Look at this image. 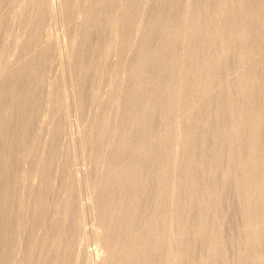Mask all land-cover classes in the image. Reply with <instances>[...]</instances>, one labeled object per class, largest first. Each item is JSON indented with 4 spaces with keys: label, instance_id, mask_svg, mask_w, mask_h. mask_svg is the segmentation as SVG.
<instances>
[{
    "label": "bare ground",
    "instance_id": "obj_1",
    "mask_svg": "<svg viewBox=\"0 0 264 264\" xmlns=\"http://www.w3.org/2000/svg\"><path fill=\"white\" fill-rule=\"evenodd\" d=\"M62 1L61 16L64 21V17L69 18L71 0ZM30 2L36 17L29 12L30 7H27V14L23 12L26 16L29 13L30 16L34 15L31 16L34 20L31 25L28 24L30 33H25L29 37L27 35L25 42L22 40L24 43L20 41L22 46L18 43L23 51L26 50L24 47H30L28 53L31 52V55L26 54L30 57L29 61L22 59L23 56L20 61L27 63H21L24 65L22 69L19 67L17 73L12 72L11 75L8 72V76L2 75L0 79V264H8L12 256L8 257V254L15 246L14 241L17 242L16 234H19H15L14 240L13 230L18 231L17 224L25 216V211L21 212L23 206L32 212L25 216L29 220L24 217L25 221H22L28 223L32 218L33 229L38 228L41 233L39 235V230L36 232L39 237L35 235L37 238L32 239L33 243L27 240V243H31L29 252L36 247L34 252L38 253L32 251L34 255L31 253L30 256H37L33 257L35 262L28 259L30 264H93V261L96 264H264V0H90L94 6L90 8L96 9L87 13V6L88 11H82L84 17L79 19L81 41L73 44V47L78 46L75 48L77 51L74 53L73 50V54L70 52L64 60L69 72L70 90H67L68 94L66 90L62 91L63 84L57 78L60 83H55V88L49 90L50 97L46 100L49 102L48 110H52V117L59 115L60 110L69 116L74 109L85 115L89 100L95 102L93 105L97 108L96 104L102 101L104 81L109 76L105 75L113 69L110 67L111 70L107 72L106 67L112 66V62L116 65L113 76L122 74L120 78L124 77V85L115 94V84L112 82L113 86H110L113 91L107 93L117 105L116 114L115 107L108 110L115 119L112 126L108 123L110 127L106 128L109 117L100 113L97 131L96 126L92 125L95 122L86 123V126L94 127L97 136L88 130V133H82L84 126L75 137L74 149L80 151L89 147L88 140H92L91 136L94 135L92 142L97 144L98 149L90 158L96 161L95 164L99 163L102 151L105 155L102 156L105 159L102 161L104 167L100 163L98 166L103 169H92V161L91 170L81 169L80 175V172L77 173V160L73 158L72 163L67 162L71 165L67 166V170L62 168L68 171V189L65 187L67 190L64 191L63 188V193L62 186L59 194L58 189L57 192L53 188L62 197L53 202L49 201V197L47 200V190L55 186V176L58 181L65 179L62 177L65 174L58 176V171H63L58 169L62 163L54 168L58 165H55L54 159L58 155L56 148L60 145L57 133L65 129L62 127L59 131L65 120L60 126L59 123L65 117L57 116L59 121L56 118L51 120L57 121L56 126L53 124L51 127L59 131H54L58 136L54 135L53 140L50 137L52 141L49 147L46 145L48 151L44 150L47 154L44 157L42 153L39 155L43 158L36 157L37 162H33L36 160L34 158L31 162L38 166L33 167L36 170L34 174L37 172L38 179L40 177L37 186L29 174V167L34 164L28 163L30 159L27 158L35 153L29 154L30 145L43 137L41 131L47 127L43 123H50V120L43 121L50 116L45 117V113L42 114L44 116L40 115L43 112L40 110L38 114L43 117L40 121L42 124L36 123L41 126H29L33 118L32 103L45 84L46 70L50 71L48 68L53 67L51 64H58L57 57L61 53L58 51L57 54L59 37H55V34L54 37L48 36L51 33L45 30L48 18L56 17L58 12L49 13L55 8L51 0ZM24 4L23 11L26 9ZM81 5L82 8L86 6ZM24 14L22 18L26 17ZM24 19V24L28 20L30 23V19ZM54 20L49 22L53 23ZM68 24L64 25L67 27ZM73 24L71 28H74ZM4 26L3 29L6 28ZM107 26L118 28V35L113 36V31L108 36L106 34L108 38L110 35L114 38L118 36L116 40L120 41L119 48L115 49L116 54L113 53L117 55L115 62L114 56L111 57V47L118 42L110 37L116 43L109 49L108 38L103 37L107 30H111ZM66 31L68 33V27ZM70 31L67 36H70ZM94 31H97L96 36L93 35ZM68 42L75 41L72 39ZM64 49L69 50V47L65 46ZM4 53H7L5 49ZM99 72L105 78L101 76L99 79L104 80L96 84L95 78L96 75L99 77ZM65 74H60V77ZM24 77H27L26 83ZM104 91L106 93V89ZM39 97L43 100V97ZM104 97H107L106 94ZM41 103L39 105L44 109L46 103ZM90 111L88 109V114ZM91 114L88 116L91 117ZM89 117L83 118L84 124L85 118ZM13 121L14 126L17 123L20 128L23 127L22 134L17 126L10 129ZM30 130L32 133H29ZM16 131L23 146L19 145ZM92 148L96 149L94 146ZM9 154L15 156V162L8 159ZM25 158L29 166L22 165ZM64 163L67 164L66 161ZM60 177L61 180L58 179ZM31 187L36 188L32 190L34 193L30 191ZM51 192L55 198V192ZM171 218L174 219L173 223ZM88 220L94 222L90 227L87 226ZM23 222L19 228L24 227H21ZM15 223L16 226L13 225ZM12 225L15 227L13 230ZM25 230L21 231L28 234L31 228L27 232ZM19 236L21 238L22 234ZM88 236L99 243V248L90 250L86 247ZM21 244L23 246V242ZM171 247L176 248V252ZM23 249L26 252L28 248ZM23 254L29 257V253ZM20 260H17L20 264L25 263Z\"/></svg>",
    "mask_w": 264,
    "mask_h": 264
},
{
    "label": "rangeland",
    "instance_id": "obj_2",
    "mask_svg": "<svg viewBox=\"0 0 264 264\" xmlns=\"http://www.w3.org/2000/svg\"><path fill=\"white\" fill-rule=\"evenodd\" d=\"M2 1H4V3H3ZM9 1H10V0H9ZM9 1H7V0H6V1H5V0H0V21H1V20L3 21L4 18H6V16L8 17V18H6L7 20H4L5 22H7L8 25H7L4 21H3L4 23L0 22V25H1V23L3 24L2 27L0 28V47L2 48V46H3V49L0 48V50H2L3 53H4V49H5V52H7L6 54H8V59H7V55H6L5 53L2 54V51H0V52H1L0 55H2V56H3V55H6V57H5V56H4V57L0 56V79H1V80H2V78H3L4 75L8 76V75H7L8 72H10L11 75H12L13 73H14V74L17 73V72L19 71L18 69H20L21 66H24V65L29 61V58H30V57H29L28 55H26V54H29V53H28V52H29L28 49L30 50V47H24L26 50L24 49L25 51H23V49H22L23 47L21 48V46H22V44L25 42V40L29 37L28 34L30 33L29 31H30V29H31V27H30L29 25H31V23H33V20H34L31 16H34V15H35L34 18L36 17L35 10H33V9H32V6L29 5V3L32 4V2H30V0H28V1H29V2H28V5H29V6L27 5V0H22V1H21V0H20V1H19V0H18V1H17V0H11V2H9ZM12 1H14V2H12ZM24 1H25V2H24ZM51 1L53 2V4H54L53 7H55V8H52L53 10H49V13L52 12L53 14H56V13L58 12L55 16L57 17V19H58L59 22L56 20V17H54V16H50V14L48 13V17L50 16V18H48V19H49V20H48V23H49V24L47 23V25H46V27H45V30L47 31V33H48V31H49V33H51V34L48 35V36H51V35H52V37H54V34H55V37H59V38H58V41L60 40V42H59L60 45H62L65 41H66L69 45H67V43L65 42V43L62 45V46H64V47H62V46H60V45H59L60 47H59V46L57 47V54H58V51H59V52L61 51V53H59L60 55L58 54L59 57H57L58 60H59L60 62L57 60L58 64H56V65L51 64V65H53V67L48 68V69H50V71L46 70V71H47V74H48V75H47V74L45 73V84H46V85L44 84V85H43L44 88L42 87V88L38 91V96H35V97H37V98H35L34 101H33V103L35 102V104L33 105V103H32V108H31V109H32V112H33V113H32V117H33V118H31V122H30L29 126L31 125V126H33L34 128H35V126H38V125L41 126L42 123H41L40 121L43 120V117H42V116H44V115H45V117H46V116H47V117L50 116L51 119H50V117H49L48 119H44L43 121L48 122V120H50L49 122L52 123V124L49 123V125H48V124L43 123V126H45V125H47V127L49 126L48 128L45 127V129L41 131V136H43V137H41V138L43 139V141H42V139L40 138L41 140L38 139L37 141H35V142H39V141L41 142V143H37L38 146H37V144H36L35 142H34V144H31V145H30L31 148L29 147V150H31V151H29V152H30L29 154H32L31 152H35V153L32 154L29 158L26 157L27 159H30V161L27 160V159L25 158V159L23 160L24 163H23L22 165H24V166H25V165H28V163H29V162L31 163L34 159H36V160L33 161V162L36 163L37 160H38L36 157H40L39 155H41V153L44 154V155H41V156L44 157L45 154H47L46 151H44V150H47V151H48L47 146L50 145L49 143L53 140V138H54L57 134H59L60 137H57V138H58V140H60V141H59L60 145H59L58 149L56 148V150H57V152H58V155H57V158L54 159L55 165H57V164H58V165H57V166H54V168H57V167L59 166V164L62 163V164L60 165V166H62V167H59L58 169L60 170V168H61V169L63 168L64 170H67V169H66V168H68L67 166L70 165V164H68V163H69V162L72 163V162L74 161V159H75V161L77 160L76 163L78 164L77 166H79V170H80V171L78 170L77 173L80 172L79 174L82 175L81 169L91 170L90 168H91L92 166H93L92 169H94L95 167H97L98 169H101V167H99L100 164H101V166L104 167V163H102V161L104 162L105 159H103L104 157H102V156H105V155L102 154V151H101V153H100L101 156L99 155V157H100L101 159H103V160H101V159L99 158V163H100V164H99V163H96V164H95L96 161H94V159L92 160V158H90L91 156L94 157L95 154H94V155H92V154H93V152L96 153V152H97V149H98V147L95 146L96 143L94 144V142H92V141H93V136H94V135H95V136L98 135V132H95V130L97 131V125H98V121H99V120H97V119H98V117H99L101 114L104 113V116H105V114H106L105 117H107V118L109 117V118H108L109 120L106 121V122H107V123H106V126L108 125V123L111 124V126H112L113 122H115V121H114L115 119H113V116H111L112 114H110V111H108V110H111L112 108L114 109V107H115L114 111H115V114H116V108H117V105H114V103L116 104V102H114L113 100L111 101V100H110V96H108L107 93H108V92H109V93H112V91H113V90L111 91L112 86H113L112 82L115 84L114 87H113V88L115 89V90H114L115 94H116L117 92H120V90L122 89L121 87H123V85H124V83H123L124 80L122 79V78H124V77L120 78L121 76H123L122 74H118V76H117V74H115V76H117L118 78L115 77V76H113L114 73H115L114 70H115V66H116V65H114L115 63L113 64V62H112V66L110 65V66H107L106 68H108V69H107V72H108L109 70H111L110 67H113L112 70H113L114 72L111 70V71L113 72V74H112V72L109 71V72L111 73V75H112V76H111L110 73L106 74L107 72L105 71V72H106V73H105L106 75L104 74L105 77H106L107 75H109L111 80L109 79V76H107L108 79H107V77H106V80L104 81V86H105V89H106V93H105V91H104V90H105V89H104V86L102 85V86H103V89H102V92H101V93H102L103 97H102V95L100 94V95H101V100H102L101 103H103L102 105H104L106 101H107L108 103L106 102V105H104V106H102L101 103H100V104H96V107L98 106V107H101V108H98V107H97V108H94L95 105H93V104H94L95 102L92 103L91 100H89L90 102H88V104H87V106H86V109H85V110L87 111V113H86V111H85V113H86L87 115H86V114L84 115V112L81 113V112H79V110L77 111V109H74V110H73L74 112L72 111V113H70L69 116H68V115H66V112L63 113V111L60 110V111H61V112H60L61 114L59 113V115H57L58 117H57V116H56V117H57V118H60V117H61V118H64V117H65L66 119H65V118H64V119H61V121H60V123H59V126H60V124H61V122H62L63 120H65V124H66V125L63 123V122H64V121H63L62 124H61V127H59V131L61 130L62 127L65 128V129L61 130L60 133H57V132H59V131L56 132V131H55L56 128L53 129L54 127H53V126L51 127V125H53V124H54V126H56V123H57V121H59V119H57L55 116L52 117V116H51V115H53V114H52V110H51V109L48 110V108H50V107H49V102L47 103V101H48V99H49V97H50V95H49V90H52L51 88H53V89L55 88V86H56V85H54L55 83H56V84H59V83H60V81H57V78H58V80L61 79V84H63V85L66 86V87H65V86L61 85V86L64 88V89H63V88L60 86L61 90L63 89L62 91H64V92H65V90H66V92H67V90H68V92H69V90H70L69 72H68V70H67V68H66L65 61H66L67 57L69 56L70 52H72V51L74 50V53H75V52L77 51L76 49L78 48V46L76 45V46L73 47V44H77V42L79 43V41H81V37H82V36H80V35H82V33H81V32L79 33V29H81V28H80V25H79V24H80V20H79V19H80V18L83 19L82 17H84V16H83L84 14H82V11L86 12V11H88V9H89V11H88L87 13H92V12H94V10L96 9V8H90V7H94V6H93V3H91L90 0L88 1L89 3L87 2V0H81V1H84V2H79L80 0H77V1H76V0H73L74 3H73L72 0H71V4H72V3H73V4H72V5L69 4V7H68V10H69V8H70V11H69V18L66 19V18L64 17V21H63V20H62L63 17L61 16V11H62L61 6H62V4H63V1H62V0H51ZM85 1H86V2H85ZM58 2H59V3H58ZM61 2H62V3H61ZM75 2H76V3H75ZM78 2H79V3H78ZM120 2H121V1H120ZM24 3H26V4H24ZM81 3H82L83 5H84V4L86 5L87 3H88V4L82 8ZM90 3H91L92 5H91ZM11 4H12L13 6H12ZM23 4H24V6H26L25 11L22 10V9L25 8V7H23ZM89 5H90V6H89ZM119 5H122V4L120 3ZM70 6H71V7H70ZM87 6H88L89 8H88ZM27 7H30V8H31V9H30L31 11H30L29 8H27ZM62 7H63V6H62ZM72 7H74V9H73ZM76 7H77V8H76ZM86 7H87L88 9H87ZM60 8H61V10H60ZM11 9H12V10H11ZM54 9H55V11H56V10H57V11L55 12ZM83 9H84V10H83ZM86 9H87V10H86ZM26 10H27V12H26ZM28 10H29V12H31V14L34 13V15H31V16H30V13L27 15L28 17L30 16V17L32 18V20H31V18H28V17L26 16V14L28 13ZM71 11H72V12H71ZM73 11H75V13H74ZM21 12H22V14H21ZM23 12L26 13V14H24ZM32 12H33V13H32ZM54 12H55V13H54ZM3 13H4V14H3ZM19 13H20V14H19ZM73 13L76 14V15H74ZM23 14H24L26 17H23V18H22ZM53 14H52V15H53ZM79 14H80V15H79ZM2 15H4V16L2 17ZM20 15H21V17H19V18H21V19L18 18V16H20ZM57 15H58V16H57ZM71 16H75V17H71ZM60 17H62V18H61L62 24L60 23L61 21L59 20ZM2 18H3V19H2ZM24 18H26V19H24ZM51 18H52L53 20H54V18H55V20H54L53 23H52V22H49L50 20H52ZM70 18H71L73 21H72V20L69 21ZM23 19L26 20V21H27V19H30V23H29V20H28V21L24 24L25 21H23ZM20 20H22V21L20 22ZM77 20H78L79 22H78ZM31 21H32V22H31ZM55 21H57V22L55 23ZM66 21H68V22H66ZM76 21H77V22H76ZM69 22H71L72 24H73V22H74V24H73V27H74V28H75V25L78 23V25H79V26L77 25V28H78V29L76 28V29L74 30V28H71L72 26L70 27V25H72V24H70ZM75 22H76V23H75ZM54 23H55V24H54ZM68 23H69V24H68ZM5 24H6V25H5ZM23 24H24V25H23ZM28 24H29V25H28ZM51 24H52V25H51ZM64 24H66V25L68 24V26H67V27H68V33H67V31H66V30H67V27H66ZM4 25H5V26H4ZM22 25H23V26H22ZM26 25H28V27L25 28ZM57 25H58V26H57ZM62 25H64V26H62ZM3 26L6 27V28H4V29H6V30L3 29ZM29 27H30V28H29ZM65 27H66V28H65ZM69 27H70V28H69ZM112 27H114V26H111V27L107 26V28H108V29H111V30L108 31L107 28H106L107 32H109V33H107V32L105 33V32H104V33H105V36H103V37H105L106 40H107V38H108L107 36H108L110 33H112V31H113V33H112L113 36H114V35H118V33L116 32V30H117L118 28H117V27L112 28ZM50 28H51V29H50ZM56 28H57V29H56ZM82 28H83V26H82ZM115 28H116V29H115ZM23 29H24V31H25V29H26V31H25V32L22 31ZM63 29H64V30H63ZM65 29H66V30H65ZM70 29H72V30L70 31ZM28 30H29V31H28ZM52 30H53V31H52ZM76 30H77V31H76ZM82 30H83V29H82ZM82 30H81V31H82ZM51 31L53 32V34H52ZM69 31L71 32V34H70L71 38L75 41L74 43H71V42L69 43V42H68V41H71V40H72V39L70 38L69 35L67 36V34H69ZM75 31H76V32H75ZM27 32H28V34H25V33H27ZM77 32H78L79 34H77ZM94 32H95V33H94ZM94 32H93V33H94L93 35L96 36V35H97V33H96L97 31H94ZM115 32H116V34H115ZM21 33H22V34H21ZM65 33H66V34H65ZM73 33L76 34V36L78 35L80 38H78V37H77V38L80 39V40H78V39L76 38V36H75ZM106 34H107V36H106ZM18 35H19V36L21 35L22 37L20 36V37H21V38H20ZM24 35H25V37H24ZM27 35H28V37H27ZM64 35H65V38H63ZM112 35H110L109 38H108V41H109V42H110V40H111V42H110L111 44L107 41L109 49H110L111 45H113L114 43H116V42L113 43L112 39L116 40V39L118 38V36L114 38V37H112ZM74 36H75V37H74ZM110 37H112V39H110ZM24 38H25V39H24ZM66 38H67V39H66ZM75 38H76V40H75ZM70 39H71V40H70ZM22 40H24V42H23ZM20 41L23 42V43H20ZM63 41H64V42H63ZM116 41L118 42L117 44H114V45H116V46H112V47H111V53H112V54H111V57L114 56L113 53H115V49L117 50V49L119 48V46H120V41H118V40H116ZM18 43H19L21 46L18 47V45H19ZM61 43H62V44H61ZM70 44H71V45H70ZM118 44H119V46H118ZM7 46H8V47H7ZM65 46H68V47H69V50H68V49H64ZM5 47H6V48H5ZM108 47L106 46L105 48L108 49ZM114 47H116V48H114ZM9 48H10V49H9ZM72 48H73V49H72ZM75 48H76V49H75ZM112 48H113V49H112ZM8 49H9V51H10L11 53L8 52ZM6 50H7V51H6ZM66 50H67V52H66ZM70 50H71V51H70ZM75 50H76V51H75ZM62 51H64V53H65V52H66V53L69 52V53H68V54H66V53L64 54V53H62ZM109 51H110V50H109ZM113 51H114V52H113ZM23 52H25V55H24ZM26 52H27V53H26ZM9 53H10V54H9ZM61 54H62V56H61ZM72 54H73V52H72ZM72 54H71V55H72ZM115 54H116V53H115ZM29 55H31V52H30ZM64 55H66V56H64ZM20 56H21V57H20ZM23 56H24V57H23ZM27 56H28V57H27ZM60 56H61V59L63 60V62H62L63 64L61 63L62 60H60ZM63 56H64V58H63ZM19 57H20V58H19ZM22 57H23V58H22ZM116 57H117V55H115V56L113 57L114 60L112 59L114 62H115V60L117 61V58H116ZM14 58H15V59H14ZM21 58H22V59L26 58L27 62H24L25 60L20 61ZM22 59H21V60H22ZM16 60H17V61H16ZM64 60H65V61H64ZM112 60H111V61H112ZM18 61H19V62H18ZM11 62H12V63L15 62V64H12ZM16 62H18L19 65H18V63H16ZM57 62H56V63H57ZM21 63H23L24 65H22ZM11 64H12V65H11ZM16 64H17L18 67L16 66ZM61 64L65 67V68L63 67L64 69L62 68V65H61ZM14 65H15L17 68H16ZM60 65H61V66H60ZM13 66H14V67H13ZM55 66H57V67H56L57 70H56ZM8 67H9V68H8ZM10 67H11V68H10ZM19 67H20V68H19ZM14 68H15V71L13 70ZM54 68H55V69H54ZM6 69H7V70H6ZM8 69H9V70L11 69L12 71H8ZM16 69H17V70H16ZM21 69H22V68H21ZM53 69H54V71H52ZM116 69H117V67H116ZM3 70H4V71H3ZM59 70H60L61 72H63V73H61V72L59 73ZM64 70H66V71H64ZM2 71H3V72H2ZM5 71H7V72H5ZM46 71H45V72H46ZM56 71H57L58 73H56ZM12 72H13V73H12ZM48 72H49V73H48ZM67 72H68V73H67ZM6 73H7V74H6ZM50 73H51V74H50ZM54 73H55V74H54ZM65 73H66V74H65ZM99 73H100V72H99ZM121 73H122V72H121ZM10 74H9V75H10ZM56 74L58 75V77H57ZM60 74H65V76L63 75V77H60V76H61ZM2 75H3V76H2ZM46 75H47V76H46ZM51 76H52V77H51ZM54 76H55V79H54ZM98 76H99V77L97 78V75H96V78H95L96 81L98 80L97 82L95 81L96 84H98V82H99V80H100L99 78L104 77V76L101 75V73H100V75L98 74ZM101 76H102V77H101ZM1 77H2V78H1ZM46 77H47L48 79H47ZM105 77H104V78H105ZM112 77H114V78H116V79H119L118 82H117V80H115L114 78L112 79ZM67 78H68V79H67ZM25 79L27 80V77H26V78L24 77V81H25L24 83H26V80H25ZM62 79H64V82H62V81H63ZM48 80H50L51 83H50V81L48 82ZM66 80H68V81H67L68 84H67ZM103 80H104V79L100 80V82L103 81ZM108 80H110V81H108ZM28 81H31V80H28ZM56 81H57L58 83H57ZM100 82H99V83H100ZM106 82H107V83L109 82L108 85L106 84ZM30 83H31V82H30ZM30 83L28 84V86L30 85ZM65 83H66V84H65ZM102 83H103V82H102ZM116 83H119V84H116ZM51 84H52V85H51ZM105 84H106V85H105ZM111 84H112V86H110ZM53 85H54V86H53ZM117 85H118V86H117ZM108 86H109V87H108ZM110 87H111V88H110ZM115 87H116V88H115ZM117 87H118V90H117ZM119 87H120V88H119ZM45 88H46V89H45ZM65 88H66V89H65ZM67 88H68V89H67ZM108 88H109L110 90L107 91ZM119 89H120V90H119ZM44 90H45L46 95L44 94ZM42 91H43V92H42ZM46 91H47V92H46ZM116 91H117V92H116ZM68 92H67V94H68ZM39 93H41V94H39ZM50 93H51V92H50ZM103 93H104V94H103ZM69 94H70V93H69ZM105 94H106L107 97H104ZM44 95H45V96H44ZM109 95H110V94H109ZM39 96H41V97L44 96V97L42 98L44 101L41 100ZM46 96H47V98L45 99ZM104 98H105V99L107 98L106 100H104L105 102L103 101ZM39 99H40V102H38ZM46 100H47V101H46ZM108 100L111 101V102L109 103ZM114 100L116 101L115 97H114ZM41 101H42V103H41ZM45 101H46V102H45ZM37 102H38V103H37ZM43 102L46 103V105H45ZM36 103H37V105H36ZM40 103L43 104V105H45V106H44V109H42V108H43L42 105H39ZM112 103H113V106H112ZM47 104H48V105H47ZM110 104H111V105H110ZM35 105H36V106H35ZM100 105H101V106H100ZM108 105H109L110 107L107 108ZM38 106H39V107H38ZM40 106H42V107H40ZM46 106H47V107H46ZM87 107H88L89 110H91V111L93 112V113H92V112L90 111L92 114H91L90 112H89V114H88V109H87ZM90 107H92V108H94V109H97V110H94V109H93L94 111H96V113L92 110V108L90 109ZM102 107H105V108H106V112H107V113L105 112V108H104V112H102V110H103ZM111 107H112V108H111ZM35 108L37 109L36 112H34V111L36 110ZM40 108H41V109H40ZM33 109H34V110H33ZM46 109H47V110H46ZM113 109H112V110H113ZM38 110H39V111H38ZM40 110L43 111V112H41V114H40ZM98 110H100L101 112L98 111ZM75 111H76V112H75ZM48 112H51V113H48ZM77 112H78V113H77ZM98 112H99V113H98ZM108 112H109V113H108ZM112 112H113V111H112ZM112 112H111V113H112ZM34 113H35V114H34ZM38 113H39L40 115H42V114H44V113H45V114L42 115V116H40ZM100 113H101V114H100ZM49 114H50V115H49ZM62 114H63V116H61ZM64 114H65V116H64ZM90 114H91V117H89ZM94 114H95V115H94ZM99 114H100V115H99ZM108 114H109V115H108ZM113 114H114V113H113ZM115 114H114V118L116 117ZM34 115H37V117H39L40 119H38V118H37L36 116H34ZM82 115H84V116L81 117ZM88 115H89V116H88ZM97 115H98V116H97ZM107 115H108V116H107ZM66 116H67V117H66ZM86 116L89 117V118H88L89 120H88L87 118H85L86 121H85V124H84V121H83L84 119H83V118L86 117ZM92 116H93V117H92ZM96 116H97V118H96ZM110 116L112 117V120H111ZM41 117H42V119H41ZM80 117H81V118H80ZM94 117H95V119H94ZM34 118H35V119H34ZM53 118H56L57 121L54 119V122H51V120H52ZM107 118H106V119H107ZM32 119H34L33 121H35L36 119H37L38 121L36 120L35 122H33ZM67 119H68V120H67ZM78 119H79V120H78ZM70 120H71V121H70ZM90 120H91V121H90ZM93 120H94V121H93ZM110 120H111V121H110ZM43 121H42V122H43ZM52 121H53V120H52ZM55 121H56V122H55ZM88 121H89L90 123L95 122V124L92 123L93 126H94V125L96 126V127L94 126V127L96 128L95 130L93 129L94 127H93L92 125H88V126H86V125H87L86 123H87ZM96 121H97V122H96ZM112 121H113V122H112ZM36 122H40L41 124H40V123H36ZM89 122H88V124H89ZM111 122H112V123H111ZM14 123H15V122L13 121V124H10V129H11V128H14V127L17 126V129L21 131L23 127L20 128V125L18 126L17 123H16V126H14ZM32 123H33V124H32ZM34 123H36L37 125H36V124L34 125ZM63 124H64L66 127H64ZM67 124H68V125H67ZM96 124H97V125H96ZM62 125H63V126H62ZM82 125H83V127H82ZM12 126H14V127H12ZM84 126H85V129H86L87 127H88V128H87L86 130L84 129V130L82 131V133H83L84 131L88 133V131H89V133H91V134L93 133V134H94L93 136H91V137H92V140H88V141H90V143L87 142V143H88L87 146L90 147V145L93 144V146L96 147V149L92 148L93 151H92V149H91V147H93L92 145H91L90 149H88V151H87V148H89V147H87L85 150L82 149V150H80V151H78V149H74L75 147H74L73 145L76 144L75 137L77 136L78 133H81L80 130H82V129L84 128ZM90 126L92 127V129H89V128H91ZM33 127H30V128H33ZM81 127H82V128H81ZM108 127H110V125H108L106 128L108 129ZM30 128H29V129H30ZM49 129H50V130H49ZM51 129L53 130V132H52ZM18 130H17V131H18ZM87 130H88V131H87ZM90 130H91V131H90ZM93 130H94V132H92ZM17 131H16V133H17L16 136H18V137H17L18 139L15 138V137H14V138H15V140L17 139L18 142H20V140H21V139L19 138V133H20V131H18L19 133H18ZM54 131H55L57 134H56ZM79 131H80V132H79ZM12 132H13V131H12ZM12 132H11V134H12ZM30 132H31V130L29 131V133H30ZM77 132H78V133H77ZM14 133H15V132H14ZM31 133H32V132H31ZM70 133H72L74 136H73V135L71 136ZM96 133H97V134H96ZM21 134H22V131H21ZM21 134H20V137H21ZM13 135H15V134H13ZM54 135H55V136H54ZM62 135H63V136H62ZM67 135H68V136H67ZM9 136H10V135H9ZM53 136H54V137H53ZM57 136H58V135H57ZM10 137H11V136H10ZM50 137H51V138L53 137L51 141H50V139H51ZM70 137H73V138H70ZM69 138H70V139H69ZM94 138H95V137H94ZM19 139H20V140H19ZM72 139H73V140H72ZM101 139H102V142H103L104 137L101 138ZM44 140H45V141H44ZM71 140H72V141H71ZM47 141H49V142H47ZM69 141H71V142H69ZM43 142H44V143H43ZM72 142H73V144H72ZM74 143H75V144H74ZM98 143H99V141H98ZM22 144H23V143H22V141H21V142L19 143V145L21 146ZM42 144H43V146H45L46 148H45V147L43 148V146H39V145H42ZM69 144L71 145V147H72V146H73V147L71 148ZM35 145H36V146H35ZM46 145H47V146H46ZM68 145H69V146H68ZM96 145H97V144H96ZM22 146H23V145H22ZM33 146H34V147H33ZM36 147H37L38 149H37ZM40 147H41V148H40ZM48 147H49V146H48ZM69 147H70V148H69ZM18 148L20 149L21 147H18ZM18 148L16 149V151L18 150ZM39 148L42 149V151H41ZM67 148H68V149H67ZM70 149H71V151H70ZM72 149H74L75 152L77 151V152H76L77 155H74V156H73V154H76V153H74V152H73L74 150H72ZM34 150H35V151H34ZM36 150H37V151H36ZM39 150H40V152H39ZM90 150L92 151V153H91ZM95 150H96V152H95ZM83 151H85V153H84ZM43 152H45V153H43ZM69 152H70V153H69ZM86 152H88V154H87ZM89 152H90V153H89ZM39 153H40V154H39ZM37 154H38V156H37ZM84 154H85V155H84ZM86 154H87V155H86ZM90 154H91V155H90ZM69 155H70V156H69ZM82 155H83V156H82ZM88 155H89V156H88ZM6 156H7V155H6ZM75 156L77 157V159L75 158ZM84 156H85L86 158H85ZM7 157H8V159L11 158V160H13V159L15 160V158H14L15 156L13 157V155H11V154H9V156H7ZM12 157H13V158H12ZM19 157H20V156H18L17 158L19 159ZM43 157H40V158H43ZM88 157H89V158H88ZM33 158H34V159H33ZM71 158H72V159H71ZM73 158H74V159H73ZM60 159H61V160H60ZM67 159H69V160L71 159V160L68 161ZM86 159H87V160H86ZM14 160H13V161H14ZM25 160H27L28 163H26ZM55 160H56V161H55ZM15 161H16V160H15ZM15 161H14V162H15ZM18 161H19V160H18ZM18 161H17V168H19ZM65 161H66V163H67V162H68V163L65 164V163H64ZM71 161H72V162H71ZM92 161H93L94 164L92 163ZM89 162H90V163H89ZM35 163H31V165H32V164H34V165L31 166V167H32V171H31V167H29V168H30L29 174H30V178H32L31 180H32V181L34 180L33 184H35V185L37 186V184L40 183V180H39L40 177H39V179H38V175H39V174H38L37 172H35V174H34V171H36V170H35V168H33V167H38V166H36L37 164L35 165ZM88 163H89V164H88ZM64 164H65V165H64ZM92 164H93V165H92ZM98 164H99V166H98ZM102 164H103V165H102ZM15 165H16V164H15ZM29 165H30V164H29ZM29 165H28V166H29ZM85 165H86V166H85ZM90 165H92V166H90ZM94 165H96V166H94ZM28 166H26V167H28ZM63 166H64L65 168H64ZM70 166H71V165H70ZM89 166H90V167H89ZM103 167H102V169H103ZM20 168H21V167H20ZM33 169H34V170H33ZM63 169H62V170H63ZM102 169H101V170H102ZM64 170H63L62 172H61V170H60V172L58 171V176H61V175H59L60 173L65 174V176H64V175L62 176L63 178L65 177V179H63V181H62V180H61V177H60V178H58V179L61 180V181H58V180H57V176H55L56 178L54 177V179H56V180L58 181V184H57V181L54 180L55 183H56L57 185L54 183L55 186H56V188H55V186L52 187V189H53V188H54L55 190L58 189V191H59V189L63 186V187L61 188V191H62L63 193H64L65 190L68 189V188H67V185H66V183H67V182H66V178H67L68 171H64ZM70 170H71V169H70ZM31 173L33 174V177H32V174H31ZM36 173H37V174H36ZM52 173L54 174V173H55V170H54ZM53 174H52V175H53ZM34 175H36L37 177L34 176ZM35 178H37L38 180L35 179ZM93 178H94V176H93ZM25 181H26V180H25ZM32 181H31V183H32ZM54 181H53V182H54ZM63 183H64L66 186H64ZM62 184H63V185H62ZM58 185H61V186L59 187ZM57 186H58L59 188H57ZM65 187H66L67 189H65ZM31 188H32V187H31ZM31 188H30V191H31L32 193H34V191H32V190H33V189L36 190V188H34V187H33L32 189H31ZM50 188H51V187H50ZM63 188H64V191L62 190ZM52 189L47 190V192H48V191H49V192L54 191L55 194H56V197L54 198L55 195H52V196H53V197H52V196H51V193H52V192H51V193L48 192L49 195H48V193H46V198H47V200H48V197H49V201L52 200V202H53V201H57V199L60 200L61 195H60V197H59V195H58V193H57L58 191L56 190V191H57V192H56L54 189H53V190H52ZM17 190H18V188H17ZM17 190H16V195H17V193H18ZM14 191H15V188H14L13 192H14ZM30 191H29V192H30ZM61 191H59V194H60ZM31 192H30V193H31ZM54 192H53V194H54ZM61 194H62V193H61ZM32 195H33V194H32ZM50 196H51V197H50ZM62 196H64V195H62ZM61 198H62V197H61ZM53 199H56V200H53ZM23 207H25V208H23ZM23 207H22L23 210H21V212H22V211L27 212V213L23 212V213L25 214V216L27 217L28 214H30V212H32V210L30 209V210H31V211H30L26 206H23ZM26 208H27V210H24V209H26ZM21 212H20V214L22 215ZM24 214H23V215H24ZM26 214H27V215H26ZM21 215H20V216H21ZM31 215H32V213H31ZM25 216H23V217L21 216L22 219H23V221H25V218H26ZM21 217H20V218H21ZM24 217H25V218H24ZM29 217H32V216L29 215ZM22 219H21V221L18 222L19 224H17V223L13 224L14 226H16V224L18 225V231H17V229H15V227H14L13 225L11 226L12 230H13V228L15 229V230H13V232L15 231V232L13 233L14 238L16 237V235L19 236V234H20V235L22 234L23 240H22V237L19 238L20 236H19V237H18V236L16 237V238H17V242L14 241L15 246L11 248V250H10L11 253L8 254V257L12 255V256H11L12 258L10 257L11 260H12L13 258H15V259H14L15 262H14V261H11L10 259H8V264H9V263L13 264V262H14L15 264H20V262L17 261L18 259H21V260H20L21 262H22V261H25V263L23 262V264H30V262H31L32 260H33L32 262H35V260H36V259H34V258H36L37 255L33 256L34 258H33L32 256H30L31 253H32V255H34V253H35L34 250H36V247H34V250H33V248H32V250H30V252H29V249H31V245H30V244L33 243V241H34V237H36V236L39 237V235L41 234V233H40V230H39L38 228H36V230L33 229L34 226L32 227V224H33V222H32V218H31V222L28 221L29 218H26V219H28V220H27L28 223H27V222H23ZM88 221H89V222H88ZM88 221H87V224H88L87 226L90 227V226H92V225L94 224L93 221H90V220H88ZM171 221H172V223H173V222H174V219L171 218ZM21 222H23V224H22L21 227H23V226H24V227L27 226V227H25V228H27V230H25L24 227H23V228H19L20 225H21ZM29 222H30V223H29ZM25 223H27L28 225H25ZM31 223H32V224H31ZM172 223H171V224H172ZM28 227H30L31 230H30V228H28ZM34 228H35V227H34ZM20 229H21V230L23 229V231L25 230L26 232H27L28 230H30V231H33V230H34L35 233L39 230V231H38L39 235H38V233H36V234H34V232L31 233L30 231L27 232L28 234H29V232H30V234L28 235V234H26L25 232L21 231ZM17 232H19V234H18ZM22 232H23V233H22ZM16 233H17V234H16ZM24 233H25V235H24ZM42 233H43V231H42ZM15 234H16V235H15ZM58 234H59V233H58ZM30 235H31V236L33 235V236L31 237ZM35 235H36V236H35ZM30 237H31V239H29ZM37 237H36V238H37ZM16 238H15L14 240H16ZM24 238H25V239H24ZM26 238H27V239H26ZM86 238H87V239H86V240H87V241H86V244H87L86 247H88L90 250H93V249H95L96 247L99 248V247H98V246H99V245H98L99 243H97L96 241H94V240H93L91 237H89V236L86 237ZM19 239L21 240V242H23V246H24V247L22 246L21 242H18ZM32 239H33V241H32ZM90 239H92V240H91L92 242L90 241ZM20 240H19V241H20ZM24 240H25L26 242H24ZM27 240H29V242H31V243H29V242L27 243ZM30 240H31V241H30ZM88 240H89V241H88ZM61 242H62V241H61ZM87 242H88L89 244H88ZM17 243H18V245H17ZM24 243H25V245H24ZM26 243H27V244H26ZM94 243H95V244H94ZM16 245L19 246V247L17 248ZM25 246H26V247H25ZM28 246H29V247H28ZM82 246H83V245H82ZM20 247H21V248H20ZM13 248H14V249H13ZM22 248H24V249L28 248L26 252L29 253V257H28V256L26 257V256L23 254V253L26 254V252H25L24 249H23L24 251H22ZM171 248H172V247H171ZM16 249L19 250V251L17 252ZM172 249H173L174 252H176V251H175L176 248L173 247ZM20 251L23 252V253H19ZM32 251H33L34 253H33ZM16 252H17V253H16ZM13 253H14V255H15V253H16L15 257H13V256H14ZM28 253H27V254H28ZM17 254H18L19 256L21 255L20 258H19V256H17ZM22 254H23L24 256H23ZM27 254H26V255H27ZM35 254H38V253H35ZM22 256H23V257H22ZM24 257H26L27 260H26V258H24ZM31 257H32V259H31ZM16 258H17V260H16ZM24 259H25V260H24ZM28 259L30 260V262H29ZM9 260H10V261H9ZM26 261H27V262H26ZM16 262H17V263H16ZM90 262H92V261H90ZM92 263H93V264H96L94 261H93ZM21 264H22V263H21ZM90 264H91V263H90Z\"/></svg>",
    "mask_w": 264,
    "mask_h": 264
}]
</instances>
